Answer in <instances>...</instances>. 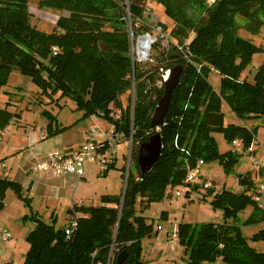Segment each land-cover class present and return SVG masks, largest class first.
<instances>
[{"label": "trees", "instance_id": "1", "mask_svg": "<svg viewBox=\"0 0 264 264\" xmlns=\"http://www.w3.org/2000/svg\"><path fill=\"white\" fill-rule=\"evenodd\" d=\"M28 4V0H0V91L13 72L26 76L39 89L36 99L40 103L60 105L63 98L71 100L83 117L101 116L115 132L131 138L132 151L124 192L102 195L98 206L70 210L71 217L78 213L71 236L34 213L24 216L35 225L25 238L29 248L22 264H106L112 247L111 264L122 251L127 253L122 264H147L142 241L153 233V224L147 223L142 212L150 203L170 197L169 190L183 185L199 160L203 164L218 162L230 173L258 133L259 125L246 123L264 124V62L255 68L251 79L244 74L253 56L264 54V47L239 36L242 26L237 21L247 22L245 29L252 34L264 27V0H212L210 4L185 0L181 9L173 7L174 0H157L173 23L170 34L177 41L173 50L180 57H172L171 52L159 54L143 67L132 63L129 39L130 25L134 35L148 31L143 25L142 0H39L41 8L67 14L58 17L50 32L31 23ZM187 10L196 17L190 18ZM191 33L194 37L190 39ZM177 65L182 73L164 123L152 128L150 118L163 93V87L157 86L160 69ZM211 72L219 75L218 90L208 81ZM123 94H127L125 106L120 100ZM223 103L242 123L224 124ZM41 115L47 119L45 138L68 129L58 124L52 112L43 109ZM19 118L20 114L7 106L0 107V131ZM156 133L161 137V154L153 168L141 176L138 147ZM215 133L229 145L240 140L243 150L219 153ZM237 182L238 191L207 190L213 194V209L222 212V223L178 224L179 244L189 264H215L218 260L264 264V251L249 244V240L264 242V229L248 238L235 224L248 207L252 211L242 225L264 223V210L253 198L254 179L248 172L238 175ZM199 188L194 185L192 192ZM7 191L30 208L31 198L24 196L21 185L0 177V211ZM137 206L142 209L139 213Z\"/></svg>", "mask_w": 264, "mask_h": 264}, {"label": "rangeland", "instance_id": "2", "mask_svg": "<svg viewBox=\"0 0 264 264\" xmlns=\"http://www.w3.org/2000/svg\"><path fill=\"white\" fill-rule=\"evenodd\" d=\"M39 0H28L29 4V12L31 14V23L36 26L40 31L50 32L55 25L58 17L62 14L59 11H54L50 9L41 8L38 4ZM141 2V0H138ZM185 0H174L173 7L175 9L182 8L183 6H179L183 4ZM144 8L149 7L150 13L149 16L143 13V25L147 28L148 22L150 26L154 22H158L161 26L164 25L166 28V24L169 25V28H166L164 31V36H166L163 40H158L153 46L151 51V61L155 59V57L159 54H167L168 52L176 53L177 50H173L175 48V43L177 42L175 37L170 34V27L173 26L171 20L167 19L164 13L162 12L161 5L157 4V0H142ZM212 0H207V3L210 4ZM188 11V10H187ZM188 16L190 18H195L196 14L193 11H188ZM151 21V22H150ZM238 25L242 26L241 29L238 30V35L251 40L256 45H261L264 47V27L258 29V31L252 34L249 30H246L247 22L243 20H239ZM261 21H264V16H261ZM142 24V23H141ZM254 26L252 25L251 28ZM149 30V28H148ZM152 28H150V31ZM145 33V31L140 34ZM139 34V33H138ZM147 34V33H146ZM152 37L155 34L152 31L149 33ZM136 38L138 35H134ZM194 37V33L190 34V39ZM129 39L131 42V35L129 34ZM187 43L189 42L186 41ZM185 42V43H186ZM184 43V44H185ZM156 47V48H155ZM155 48V49H154ZM164 57V56H163ZM264 62V54L259 53L253 56L252 62L245 70L244 74L251 79L253 71L255 68L261 63ZM148 63V64H149ZM144 66V65H140ZM255 72V71H254ZM248 73V74H247ZM208 81L212 85V87L216 90L219 89V75L215 72H211L208 78ZM18 89H15V88ZM9 89V90H7ZM8 91V92H3ZM15 92V95L13 94ZM37 92L40 93L39 89L30 81L26 76L20 75L16 72H13L10 75L8 85L6 84L1 88L0 91V101H9L16 102L20 105L19 111L22 112L24 109V115L26 122L21 124V126H25L28 124V129L30 132L41 133L44 131V128L47 124V119L41 115L43 109H46L53 114L56 115L58 124L61 126H68L71 119H74L73 122H77V125L72 127L69 131L63 134L64 138L69 136H73L74 140H78L75 138L78 136V133H84L86 128H89V124L95 125V121L97 117H94L93 120H79L77 118L81 116L79 111L75 110V104L69 99H61L59 104H45L46 101L39 102L37 100ZM16 98V99H15ZM17 98H20L18 100ZM120 100L122 101V105L125 106L127 104V94H123L120 96ZM38 101V103H36ZM222 111L224 113V124L236 123L240 124L238 118H236L229 107L223 103ZM104 122V121H103ZM257 124L259 125L257 136L254 139V145L256 150H258L257 156H251L248 152L244 151V154L240 157L238 164L234 167V169L230 173H225L223 168L219 165L218 162H206L204 165L199 167L200 174L197 175L195 183L197 182L200 186L202 182H209L211 184V189L214 188L215 193L221 192L223 189L229 191H238L239 185L237 182L238 175H244L245 173H251L252 178L254 179L255 185L258 184L261 180L260 178H255L254 171L256 169V163L264 160V124H260V122L248 121L246 124ZM17 124H15L16 126ZM96 129L99 133L100 126H92V128ZM216 143L218 145L219 153L223 154L227 151L236 152V147L229 145L225 142L223 136L219 133L213 134ZM21 137V136H20ZM98 137V136H97ZM6 138H11V133L6 132ZM22 139V137H21ZM125 144L121 145L118 148V163L117 168L115 170H110V172L104 176L103 174H99L97 169L98 165L95 163H91L86 166V173L83 180H80V184L73 190L72 199H81V201L87 206H98L100 205L99 198L101 195H114V194H122L124 192V185L126 183V176L122 177V170H118L120 168L122 161L119 158V154L121 152H125L127 157L128 154V138ZM116 146V143H115ZM261 159V160H260ZM123 160V159H122ZM122 166V165H121ZM195 171V170H194ZM191 171L190 174L194 173ZM126 173V169H125ZM180 189L179 186H176L169 190L171 194L170 197H165L161 202H153L142 212V215L147 219L149 223L153 224L154 228L157 229L158 225L166 226L158 231V235H152L151 237L143 239L142 242V253L143 259L147 262V264H189V260L187 256L184 255L183 248L180 244H172L170 240H168L169 231L171 224L170 222L178 221L186 222V223H222L224 221L223 215L220 209H213L210 204L212 199V192H207L202 187L198 189L196 193H191L190 197L187 199L180 197L176 198L174 193L175 190ZM14 195L12 192H9L7 198L5 200L7 210L5 214H10V223L8 227L12 233V239L6 243L0 242V250H2V254H0V264H6L12 262L13 264H22V260L24 255L18 253L17 249H13V242H21L24 240L23 236L27 233L28 229H30V221L27 219L23 224L21 218L16 217V215H21V209L16 205H11L10 200H14ZM189 200V201H188ZM77 201V200H76ZM186 202V203H185ZM185 204V205H184ZM22 205H20L21 207ZM23 212L27 213L28 210L22 206ZM140 206H137V212H141ZM35 209V208H33ZM251 208L248 207L244 212L240 213L235 221V224L238 225L241 229L243 236L250 238L253 234L258 231L264 229V223H257L253 225H242L243 221L248 217ZM39 213H43L44 211L39 210ZM163 211L167 212L166 219L162 218L161 214ZM252 211V210H251ZM165 214V213H164ZM169 220V223L165 221ZM29 221V222H28ZM63 222V218L59 216L57 225H61ZM167 231V234H166ZM172 231V230H171ZM170 231V236H171ZM169 236V239H170ZM250 246L254 247L257 251H264V242L253 243L249 240ZM202 264H209L204 262ZM220 264H224L220 262Z\"/></svg>", "mask_w": 264, "mask_h": 264}, {"label": "crops", "instance_id": "3", "mask_svg": "<svg viewBox=\"0 0 264 264\" xmlns=\"http://www.w3.org/2000/svg\"><path fill=\"white\" fill-rule=\"evenodd\" d=\"M15 89L18 88L16 87ZM3 92H8V91H3ZM13 94L15 95V92ZM17 99L20 100V98ZM36 103H38V101ZM6 106L7 109L19 113L20 118L12 120L10 124L4 130L1 131L3 134V138L2 141L0 142V177L19 183L23 189L24 196H28L31 198V205L30 208H26L24 203L20 199H18L12 191H7L5 200L7 198L8 193L12 192L15 198L14 200H10L11 205H16L17 209L18 208L21 209V213H20L21 215H16V217L21 218L23 224H25L24 222L26 221L23 219L24 216H30L31 213H34L38 216V218H40L42 221L46 223L54 222L55 228L65 229V227L68 224V219L69 217H71V215H69V211L72 210L74 207L87 206L81 201V199H76L77 201L75 199H72L73 196L72 195L70 196V194L71 193L73 194V190H75L76 187H78V185L80 184V180L84 179L86 173V166L89 164L85 165L84 174L81 177L76 175L54 176L49 171L34 172L32 171V168L36 164L45 160L48 154L52 152L71 153L77 151L83 144L89 141L100 142V143L106 142V138H107L106 132L110 129L111 124L101 116L92 115L89 117H83V113L80 112L81 116L77 118V121L86 120V119L93 120L94 117H97V120L95 121L96 123L95 125L89 124V128H86L84 133L82 132L78 133V136L75 137L78 138V140H74L73 136H69L67 138H64L63 136L64 133H66L72 127L77 125V122H73L74 119H71V121L68 123L70 125L62 126V127H68V129H66L64 132L43 139L42 137L46 136L45 128L43 132L41 131V133H36V132H30L29 130H25L28 129L29 127L28 124H26L25 126H21V124H24V122H26L24 110H29V109H24L22 112H20L18 110L20 105L18 103L12 102L11 100H9L8 102L0 101L1 108H4ZM15 124L17 125L15 126ZM92 126H100L101 128L99 129L100 130L99 133L96 131L95 127L92 128ZM8 131L11 133L12 139L6 138V132ZM93 132L96 133L93 134ZM115 135L117 142L115 146L116 154L114 156V161H115L114 168H110L106 171H101L100 164L94 162L95 164L98 165L97 169L99 171V174H103L104 176H106L110 172V170H115L117 168L118 148L121 145L125 144V142L127 141V139H125V137L121 133L116 132ZM20 136L22 137V139ZM257 151L258 150H256V147L253 142V144L251 145V150L250 151L247 150L245 152H248V154H250L251 156H257L258 155ZM119 158L122 161L121 163L122 166L120 165L119 166L120 168H118V170H122V168L125 167V162H126L125 152H121L119 154ZM257 163H261L262 167L255 166L256 167L254 171L255 178H260L261 180H264V160H261ZM262 185H264V181H259L258 184L255 185V191L257 192L258 187ZM192 193H196V192H192ZM256 195L257 194L255 193L253 197L254 199ZM256 202L258 203L260 209L264 210V194H261L260 200ZM20 205H22L28 210V214L22 213L24 208H22V206L20 207ZM6 210H7V206L5 203L4 208L0 211V227L12 233L8 228L10 227L9 226L11 220L10 214L6 215L5 214ZM39 210L44 212L39 213L40 212ZM251 210L249 214L251 213ZM163 212H165V214L163 216L161 215V217L162 218L165 217L166 219L167 212L166 211ZM76 215L78 216V213L75 214L74 216ZM59 216L63 218V222L61 223V225H57ZM165 222L169 223V220H166ZM174 222H170L171 224H169L171 230H172V224ZM29 223L31 224L30 229H28L27 233L23 236L24 240L21 242L12 243L14 246L13 249L14 250L17 249L18 253L24 256L29 248V245L28 243H26L25 238L27 234L34 228L35 225V223L31 221ZM147 223L149 222L147 221ZM179 223L180 221H178L177 224ZM160 224L158 225L157 229L154 228V231L151 234V236L158 235L159 233L158 231H161V229L163 230V228L166 227L163 225L161 226ZM170 231H169V236H170ZM169 236H168V240H169ZM177 244H179V241ZM2 252L3 251L0 250V254H2ZM220 262L221 261L218 260L215 264H220Z\"/></svg>", "mask_w": 264, "mask_h": 264}, {"label": "built area", "instance_id": "4", "mask_svg": "<svg viewBox=\"0 0 264 264\" xmlns=\"http://www.w3.org/2000/svg\"><path fill=\"white\" fill-rule=\"evenodd\" d=\"M144 13L149 16L150 8L146 7ZM151 22V21H150ZM149 30L143 34H139L137 38L133 34L132 27L130 25L129 34L131 35V42H130V55L133 64L145 65L151 61V51L152 46L158 41L163 40L166 36H164V31L162 26L156 21L151 24L148 22L147 24ZM150 28H152V33L155 34L154 37L149 34ZM147 33V34H146ZM145 38H149L150 42L146 43ZM162 72L161 81L157 84V86L163 87V82L167 79L170 69L163 70L160 69ZM116 118H119L118 116ZM96 132H93L95 134ZM115 129L113 126L106 132V142H86L83 144L77 151L71 153H64V152H52L48 154L47 158L42 162L33 166L32 171L40 172V171H49L54 176H68V175H76V176H83L84 174V167L86 164L90 163H99L100 170L106 171L110 165H114V156L115 152V143L117 142ZM3 134L0 131V142L2 141ZM45 138L44 136L42 137ZM129 146H128V154L126 157L125 168H126V178L129 171L130 163H131V151H132V141L131 138L128 139ZM232 146L236 147V151H242L243 146L240 140H234L231 144ZM251 150V147L248 149ZM198 166L193 169L194 173L188 175L185 179L183 185L179 186L180 189L175 190V197L185 198L187 193L191 194L193 191V186L198 184L195 183L197 175L200 174L199 167L203 165L202 161H198ZM257 167H262L261 163H256ZM199 185V184H198ZM200 186V185H199ZM204 190L211 189V184L209 182H202L201 186ZM255 200H260V195L264 194V185L259 186L256 192ZM77 228V221L75 216L69 217L68 224L65 227L66 236H71ZM12 239L11 234L8 230L3 229L0 227V242L6 243ZM170 242L172 244H177L179 241L178 237V224L174 222L172 224V231L170 236ZM113 247L111 248V253L108 258L106 264H111L113 259ZM102 264V263H97Z\"/></svg>", "mask_w": 264, "mask_h": 264}, {"label": "water", "instance_id": "5", "mask_svg": "<svg viewBox=\"0 0 264 264\" xmlns=\"http://www.w3.org/2000/svg\"><path fill=\"white\" fill-rule=\"evenodd\" d=\"M172 57H180L179 53ZM182 67L177 65L170 69L167 79L163 82V93L158 99L150 118L152 128H160L164 123L165 114L169 109V103L174 89L179 83ZM162 150L161 137L158 133L152 135L147 142L142 143L137 150V165L141 176L146 175L158 160ZM126 181V180H125ZM125 190V185H124ZM127 258V253L122 251L118 254L115 264H122Z\"/></svg>", "mask_w": 264, "mask_h": 264}, {"label": "bare ground", "instance_id": "6", "mask_svg": "<svg viewBox=\"0 0 264 264\" xmlns=\"http://www.w3.org/2000/svg\"><path fill=\"white\" fill-rule=\"evenodd\" d=\"M145 42L149 43L150 42L149 38H145Z\"/></svg>", "mask_w": 264, "mask_h": 264}]
</instances>
